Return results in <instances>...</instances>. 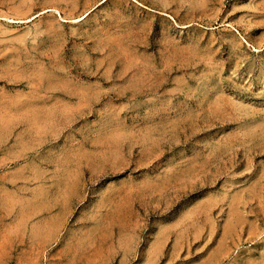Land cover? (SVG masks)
Segmentation results:
<instances>
[{
    "label": "rangeland",
    "instance_id": "rangeland-1",
    "mask_svg": "<svg viewBox=\"0 0 264 264\" xmlns=\"http://www.w3.org/2000/svg\"><path fill=\"white\" fill-rule=\"evenodd\" d=\"M0 264H264V0H0Z\"/></svg>",
    "mask_w": 264,
    "mask_h": 264
}]
</instances>
